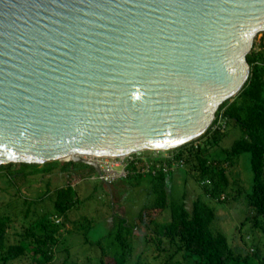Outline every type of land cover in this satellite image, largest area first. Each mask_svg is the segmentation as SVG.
Wrapping results in <instances>:
<instances>
[{
    "label": "water",
    "instance_id": "95a60500",
    "mask_svg": "<svg viewBox=\"0 0 264 264\" xmlns=\"http://www.w3.org/2000/svg\"><path fill=\"white\" fill-rule=\"evenodd\" d=\"M262 32L264 0H0V166L198 140Z\"/></svg>",
    "mask_w": 264,
    "mask_h": 264
},
{
    "label": "trees",
    "instance_id": "16d2710c",
    "mask_svg": "<svg viewBox=\"0 0 264 264\" xmlns=\"http://www.w3.org/2000/svg\"><path fill=\"white\" fill-rule=\"evenodd\" d=\"M261 35V39L255 38L247 57L251 69L248 82L234 99L219 108L206 134L183 147L163 152L175 154L176 160L183 159L185 165L181 170L186 168L191 172L203 188L204 195L192 203L191 209L186 204L169 203L167 179L172 173L126 179L131 183L134 181L135 186L148 179L150 192L155 196V202L145 207L135 222L138 226L139 222L145 224L149 218L153 223L152 227L148 224L144 229L146 250L149 247L155 250L153 262L147 264H157V260L158 264H184L187 261L191 264H264V32ZM220 116L226 121V127L217 130L214 127ZM227 125L237 132V139L230 148L222 149L223 159L211 160L212 151L218 150L228 135ZM244 154L250 157L253 175L251 192L244 203L245 222L257 232L249 250L231 246L227 236L213 228L216 219L213 204L230 202L227 168L234 166ZM78 168L97 175L91 166L72 161L0 166V192L9 190L2 189L4 183L15 190L9 202H0V264H128L134 253L135 237L139 235L135 232L136 227L129 225L126 219L121 217L108 237L91 242L99 245V257L87 250L81 260L82 256L76 251L63 248L64 233L69 232L66 226L76 222H71V215L81 203L75 188L67 184L50 191L52 184L48 182L49 189L36 200L22 199L16 192L27 177L40 176L41 180L50 181L53 177L63 176L71 180L74 174L77 175ZM20 201L26 208L24 211H19ZM46 201L50 202V207L36 212L35 206H42ZM168 208L170 221L156 222V217ZM87 227L91 229L93 224L88 222ZM107 238V242L118 246L116 252L105 243ZM137 258V264H146L141 262L144 261L142 257Z\"/></svg>",
    "mask_w": 264,
    "mask_h": 264
},
{
    "label": "rangeland",
    "instance_id": "374dc122",
    "mask_svg": "<svg viewBox=\"0 0 264 264\" xmlns=\"http://www.w3.org/2000/svg\"><path fill=\"white\" fill-rule=\"evenodd\" d=\"M257 38H262L261 33L258 34ZM226 130L228 135L221 142L219 149L213 150L212 153L210 152L211 155L209 154V157L211 160L223 159L225 154L222 149L230 148L234 140L237 139V132L233 131L231 126L227 125ZM92 160L95 163L98 162L97 158ZM227 174L230 180L228 190L230 202H225L222 205L213 204V207L216 208V219L213 228L215 232L225 234L231 246L236 248L242 246L249 250L254 243L253 237L257 234L252 225L249 222H245L246 207L244 203L246 195L251 192L253 180L249 155L244 154L238 158L234 166L227 168ZM48 182L52 184L50 191L67 184L72 185L81 200L79 207L71 215V222H76L74 224L68 223L66 226L69 232L64 233L63 242L65 246L63 248L65 251L68 248L70 251H76V254L78 253V255L82 256L81 260H83V255H85L87 250L91 251V253L93 252V255L97 254V257H99L101 255L99 245L91 242H97L100 238L108 237L110 230L119 224V220L122 217L127 220L129 225L136 227L135 232L139 235L135 237L134 253L128 264H137L138 256L143 258L144 261H141L142 263L153 262V251L155 250L152 247L146 250V234L144 231L148 224L152 227L153 223L147 218L145 224L141 222L138 223V226L135 224L139 213L155 202V196L150 192L151 187L148 184V179L144 181V184L137 186L126 179H120L113 185H104L97 179V175H91L90 171H82L78 168L77 175L74 174L71 180L63 176L53 177L50 181L41 180L40 176L27 177L16 192L19 193L22 199L27 197L29 200H36L49 189L47 186ZM167 182L171 186V189L168 187L170 204H186L187 208L191 209L192 203L204 195L203 188L198 185L199 183L195 176L186 168L173 172L168 177ZM1 187L2 189H9L8 191L0 192V202L7 203L11 200L15 190L5 183ZM21 203L20 201L19 211H24L26 208ZM50 205L48 201L42 206L37 205L35 206L36 212L41 211L42 208L50 207ZM169 221V208L161 216L156 217V222L159 223H168ZM88 222L93 224L91 229L87 227ZM107 240L108 238L105 243H108L112 251L116 252L118 250L116 243L107 242ZM156 263L158 264L159 261L157 260ZM184 264H191V262L187 261Z\"/></svg>",
    "mask_w": 264,
    "mask_h": 264
},
{
    "label": "built area",
    "instance_id": "2783aa9c",
    "mask_svg": "<svg viewBox=\"0 0 264 264\" xmlns=\"http://www.w3.org/2000/svg\"><path fill=\"white\" fill-rule=\"evenodd\" d=\"M225 127L226 121L220 116L214 129L222 130ZM148 152L150 153L140 152L121 158L98 159L96 163L101 169L98 180L106 185H113L120 179L130 177L147 178L158 176L161 173L171 174L185 165L184 160H176V155L173 153Z\"/></svg>",
    "mask_w": 264,
    "mask_h": 264
},
{
    "label": "crops",
    "instance_id": "0c3cea01",
    "mask_svg": "<svg viewBox=\"0 0 264 264\" xmlns=\"http://www.w3.org/2000/svg\"><path fill=\"white\" fill-rule=\"evenodd\" d=\"M131 184H133V185H134V181H133ZM142 184H144V182H143ZM142 184H141V185H142ZM149 186H150V185H149ZM168 187L171 189V186H170V184H168Z\"/></svg>",
    "mask_w": 264,
    "mask_h": 264
},
{
    "label": "clouds",
    "instance_id": "9594fccd",
    "mask_svg": "<svg viewBox=\"0 0 264 264\" xmlns=\"http://www.w3.org/2000/svg\"><path fill=\"white\" fill-rule=\"evenodd\" d=\"M98 177H99V175H97V179H98ZM103 184H104V183H103ZM104 185H106V184H104ZM110 187H111V186H110ZM110 187H109V188H110Z\"/></svg>",
    "mask_w": 264,
    "mask_h": 264
}]
</instances>
